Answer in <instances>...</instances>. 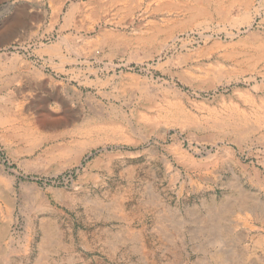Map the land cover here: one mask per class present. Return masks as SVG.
Masks as SVG:
<instances>
[{
	"label": "rangeland",
	"instance_id": "374dc122",
	"mask_svg": "<svg viewBox=\"0 0 264 264\" xmlns=\"http://www.w3.org/2000/svg\"><path fill=\"white\" fill-rule=\"evenodd\" d=\"M25 7L53 19L0 34V264H264V0H0V25Z\"/></svg>",
	"mask_w": 264,
	"mask_h": 264
},
{
	"label": "crops",
	"instance_id": "0c3cea01",
	"mask_svg": "<svg viewBox=\"0 0 264 264\" xmlns=\"http://www.w3.org/2000/svg\"><path fill=\"white\" fill-rule=\"evenodd\" d=\"M23 10H24V13L22 15L21 14H14V15L10 16L9 18H7L4 21V23H2L0 25V34H8V33H13V32H17V33L39 32L43 27L49 26L50 24L47 22L50 20L52 21V19H53V15H51V17H48L47 14L44 15V17H40V16L35 15L32 12V9H30V7H25ZM246 21H249L248 17H246L243 20V22H246ZM246 46L255 48V46L258 47L259 44L255 45V43L254 44L247 43ZM41 52H43V54L49 55V56H57V57H63V58L68 57V48L64 44H60V43H55V44L49 45L47 47H44L41 49ZM25 62H27V61H24L21 65L23 66L24 78L28 79L27 81L32 80V81H36V83H38L42 77L45 78V75H47L46 73L44 75H41L40 72L37 71V69L35 67H32L31 65H29L28 63H25ZM61 70H63L62 72L67 71L68 73H70L72 71L71 69H66V68L61 69ZM46 80H48V79H46ZM34 91L35 90L32 89V87L31 88L27 87L25 90L26 94L27 93L33 94ZM30 113L31 112L29 111L28 114L30 115ZM83 120L84 119L80 118V119H76L75 122H83ZM110 120L113 121L112 118H110ZM105 123H110V122H105ZM98 124H100V122H98Z\"/></svg>",
	"mask_w": 264,
	"mask_h": 264
},
{
	"label": "bare ground",
	"instance_id": "6f19581e",
	"mask_svg": "<svg viewBox=\"0 0 264 264\" xmlns=\"http://www.w3.org/2000/svg\"><path fill=\"white\" fill-rule=\"evenodd\" d=\"M14 104V103H13ZM5 105V104H4ZM100 112V111H99ZM102 113H103V111H102ZM105 113V112H104ZM106 118V117H105ZM239 119V118H238ZM235 125V124H234ZM225 128V127H224ZM232 128V127H231ZM100 129H102V128H100ZM104 129V128H103ZM90 130V129H89ZM96 130V129H95ZM105 130V129H104ZM235 130V129H234ZM82 131V130H81ZM91 131V130H90ZM89 131V132H90ZM93 131V130H92ZM104 133V132H103ZM91 134H93V132L91 133ZM85 135V134H84ZM102 135V134H101ZM104 135V134H103ZM95 136H97V135H95ZM100 136V135H99ZM93 138H94V136H92ZM104 137V136H103ZM80 138H82V137H80ZM87 138H88V136H87ZM96 138V137H95ZM99 140H100V138H99ZM80 160V159H79ZM245 195V194H244ZM165 232V231H164Z\"/></svg>",
	"mask_w": 264,
	"mask_h": 264
}]
</instances>
